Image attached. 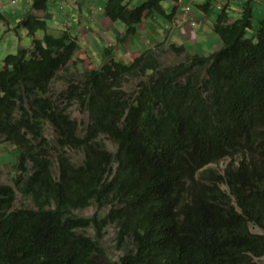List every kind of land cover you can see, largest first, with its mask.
<instances>
[{
    "label": "trees",
    "instance_id": "16d2710c",
    "mask_svg": "<svg viewBox=\"0 0 264 264\" xmlns=\"http://www.w3.org/2000/svg\"><path fill=\"white\" fill-rule=\"evenodd\" d=\"M164 1L107 0L106 16L126 27L116 43L153 15L171 21L177 8L167 15ZM223 7L212 25L222 45L208 56L192 62L161 42L85 72L74 26L58 36L40 16L22 19L32 45L0 68V145L18 155L13 184H0V264H261L264 18L255 28L253 0L234 20ZM163 47L183 59L165 65ZM93 205L92 217L75 214ZM110 225L118 260L105 246Z\"/></svg>",
    "mask_w": 264,
    "mask_h": 264
},
{
    "label": "rangeland",
    "instance_id": "374dc122",
    "mask_svg": "<svg viewBox=\"0 0 264 264\" xmlns=\"http://www.w3.org/2000/svg\"><path fill=\"white\" fill-rule=\"evenodd\" d=\"M14 1H16V3L13 4ZM48 3L50 6H54V0H49ZM22 4H24V6L26 7L25 9L27 13L24 16L26 18L30 16V14H33L34 12H38V11L39 13L43 12V10L35 9L33 0H0V10L4 14L5 18H7L6 20L0 19V68H2L3 61L6 58V56H8L9 54H17L22 48H30L32 45V39L28 35L27 29L25 27H21L20 24H17L21 20L18 11H20ZM166 6L167 8H169L168 4H166ZM209 7L214 10V15H218L224 10L223 5H216L214 7V4L209 3ZM199 11L205 12L206 10L203 7ZM199 11H198V5L194 6V4L192 5V7L187 9L188 14L192 13L193 15H197V16H199L198 15ZM95 14L98 15L103 13L96 12ZM231 15H232V19L234 20L240 16V13L237 11H232ZM256 15L258 19L256 18L255 20L254 17L255 28L258 27L259 20L261 18H264V12H262V10L257 8ZM40 17L44 18V15L40 14ZM52 17L56 18V15H52ZM95 19L97 20V23L100 26L99 20L97 18ZM205 20H206L205 17L200 18L199 16V20L195 24L194 22L190 23L189 25L187 24L190 27L187 26L186 29L184 30L185 32L182 33L180 36H178L175 40L178 45L177 46L178 49H180V47L185 48L184 51H182L184 57L189 59L192 58L191 60L192 62H193V56L198 55L197 52L198 53L206 52V56H208L211 53L210 51L212 50V49L208 50L209 47L214 46L215 50L221 47L219 39L214 37L213 34L215 33L214 31H211V27H209L208 25L209 21H205ZM204 23H208V24H204ZM50 24H55V21H50ZM58 29L59 28H51L50 32H52V34H55ZM179 29H181V27L179 28L175 27L174 32L180 33ZM125 30H126L125 26H123L121 29H119L116 26L113 28L111 34V36H113V39L111 38V40L113 41L112 45L108 44V41L106 40L105 35L103 33V32H109L106 25H102L101 30L100 29L97 30L99 31L98 34L94 33L95 32L94 29L91 30L90 32L82 33L83 38L81 37L79 40L81 41L82 46L80 47L78 53L76 54V57L78 59H81L83 62H79L77 66L78 69L77 71L85 72L94 69L98 67L100 64L106 63L108 59L111 58V56L116 57V60L118 61H126V62H129L128 60L134 58L133 52L131 54L125 55V51L119 49V46L123 45V43L122 42L116 43L115 40V38L121 39V37L125 33ZM253 30L255 31L256 29ZM78 31L84 32L86 31V29L80 26L78 28ZM203 31L206 34H204V37L202 38L200 33H203ZM38 36L42 37L43 35L39 33ZM101 41L104 43H101ZM83 44L85 46H83ZM107 48L112 50L111 51L107 50ZM162 50L167 52L169 48L163 47ZM157 55L159 56L160 62H164L165 65L176 64L183 59L181 57H178L177 51L174 50H170L164 55L162 53H159ZM197 68H203V65L197 66ZM74 71L76 72V70ZM132 82H136V79H133ZM64 86H65V82L58 83L56 85V89H61ZM73 114L74 117H76L80 122H87L88 120V116L85 115L83 112H81L79 105H76L73 108ZM107 144L110 148L112 147L111 142H107ZM75 157L77 158L81 156L77 155ZM17 158L18 155L16 149H14L11 145L9 144L0 145V184H13V177L15 175L14 166L17 162ZM210 165L214 166L215 164L211 163ZM224 165L225 163L221 164L220 166L223 167ZM18 198L19 199H18L17 207H21L23 203V199L20 194L18 195ZM98 210L99 208H97L96 205H93L91 207L82 210H77L75 214L81 217H92L98 212ZM101 212H103V215L106 214V211L105 212L101 211ZM253 230L256 232L261 231L258 227L255 226H253ZM116 231L117 230L114 225H110L107 227V233L105 236V246L107 248V252H108L107 254L109 256V260L110 259L118 260L120 256L124 254V251L122 250V246L121 247L118 246L116 239ZM89 235L94 236V231L92 229L89 231ZM257 261L263 264L264 256L258 258ZM102 264H109V262L107 260H104L102 261Z\"/></svg>",
    "mask_w": 264,
    "mask_h": 264
},
{
    "label": "crops",
    "instance_id": "0c3cea01",
    "mask_svg": "<svg viewBox=\"0 0 264 264\" xmlns=\"http://www.w3.org/2000/svg\"><path fill=\"white\" fill-rule=\"evenodd\" d=\"M144 1H146V0H134V4H140ZM245 1H247V0H171V1L167 0L166 4H168V7H169L167 9H171V8L174 9L175 6L177 8V13H176L174 20L180 21L183 23H180L181 25H179L177 23L173 24L170 21H168L167 19H164L158 15H153L147 21L146 26L142 29V32L139 35L141 37L143 36V40L138 41V40L134 39L132 42H129L123 46H119V49L122 51H125V55L131 54L132 52L135 53L136 50H144L145 51L147 48H150V47L155 46L156 44H159V43H154V41H158V42H162V43L166 42V40L162 34L163 30H166V25L170 24L176 28L181 27L182 30H185L186 27L190 23L194 22V24H195L199 20V16H200V18L205 17L206 18L205 21H209V24L208 23H204V24H208L209 27H211V31H212V29H213L212 25H213V22L215 19L214 10L212 8L204 7L206 10L205 11L206 15H205V12L199 11L201 9V7L198 8V11H199L198 15L199 16L193 15L192 13H190V14L185 13L184 8L187 6H192L193 4H194V6L198 5V4H201V6H202L205 3H212V4H214V7L216 5H223V6L227 5L229 8V11L231 13H232V11L241 12L242 7H243V3ZM103 2L105 3L106 1L105 0H54V6L49 5V9L47 12L43 11V12L39 13V11H38V12H34L33 14H37L38 16H40V14H43L44 18H46L48 20L49 24H50V21H55V24H50L51 28L62 29V28H64V22H65V25L70 24V26H74L76 28L75 36H82V33L90 32L93 29L95 30L94 33L98 34L99 31H97V30H99V29L101 30L102 25H106L109 32H103V33L105 35L106 40L108 41V44L112 45L113 41L111 40V38L113 39V36H111V34L113 31V28L116 26L119 29H121L124 25H122L120 22H113L112 23L111 20L106 16V14H104V15L103 14L92 15V12H94V11L98 12V11L103 10L102 9V7H104ZM14 3H16V1H14L13 4ZM254 3H255L254 16H255V20H256L257 8H259L260 10H262V12H264V0H253V4ZM25 8L26 7L24 6V4H22L20 11H18V14L21 17V20L17 24H20L23 17L27 13ZM45 13H46V15H45ZM52 15H56V18L52 17ZM95 18H97L99 20L100 26L97 23V20ZM0 19H4V20L7 19V18H5L4 14L1 12V10H0ZM77 19H78V23L76 21ZM202 21H204V20H202ZM86 25H89V27H90L89 30H86L84 32L78 31V28L80 26L84 28ZM188 27H190V26H188ZM10 30H11V28H10ZM58 30L56 31L55 34L58 33ZM200 34H201V37L203 38L204 34H206V33H204V31H203V33H200ZM214 37L219 39L218 36L214 35ZM100 39H101V37H100ZM196 41H198V40H196ZM219 42H220V45H222L221 39H219ZM101 43H104V42L101 41ZM168 44H170V43H168ZM197 46H198V44H197ZM194 47H195V45H194ZM209 49H212L210 52L215 51L214 46L209 47L208 50ZM204 53H206V52H204Z\"/></svg>",
    "mask_w": 264,
    "mask_h": 264
},
{
    "label": "clouds",
    "instance_id": "9594fccd",
    "mask_svg": "<svg viewBox=\"0 0 264 264\" xmlns=\"http://www.w3.org/2000/svg\"><path fill=\"white\" fill-rule=\"evenodd\" d=\"M147 1V0H146ZM146 1H144V2H146ZM166 0L162 3V5H163V9H164V11H165V13L167 14V15H170L171 14V12L173 11L172 10V8L171 9H167V6H166ZM246 2V1H245ZM244 2V3H245ZM143 3V2H142ZM142 3H140V4H142ZM243 3V4H244ZM187 9H189V7H186L185 9H184V11H185V13H187ZM242 10H243V7H242ZM242 10H241V12H242ZM44 11V10H43ZM44 12H46V11H44ZM97 11H94V12H92V15H94L95 13H96ZM98 12H101V13H103V14H105V9L104 10H102V11H98ZM241 12H239L240 14H241ZM176 16V15H175ZM175 16L171 19V23H173V24H175V23H177V24H180L181 22L180 21H175L174 19H175ZM255 17V16H254ZM44 19H46V18H44ZM164 19H167L166 17H164ZM262 19V18H261ZM47 20V19H46ZM48 21V20H47ZM77 22H78V19L76 20ZM112 23H113V21H111ZM49 23V22H48ZM66 26H68V25H66ZM86 30H89L90 29V27H89V25H86L85 27H84ZM174 26H170V27H168L166 30H163V36H164V38L166 39V42L167 43H170L171 45H173V43L176 45V46H178L177 45V43H176V38L178 37V36H180L182 33H184V30H181L180 29V33H175L174 32ZM134 39H136V40H140V41H142L143 40V36L141 37V36H138V37H134L132 40H134ZM154 43H160L161 44V42H158V41H154ZM111 58H114L115 60H116V57H114V56H111ZM134 58H135V56H134ZM134 58H132V59H130V60H128L129 62H126V61H121V62H125V63H130V62H132L133 61V59ZM110 59V58H109ZM109 59H108V61H109ZM107 61V62H108ZM118 61V60H117ZM237 154L236 153H233V154H229V155H227L226 156V159L227 160H225V162L224 163H226L230 158H232L230 161H232L233 159H236V158H238V155L236 156ZM242 158L239 160V162H237V166L239 165L240 166V164H241V162H242ZM229 166L231 167L232 165L231 164H229ZM223 175H221L224 179L226 178V171L225 172H223L222 173Z\"/></svg>",
    "mask_w": 264,
    "mask_h": 264
},
{
    "label": "bare ground",
    "instance_id": "6f19581e",
    "mask_svg": "<svg viewBox=\"0 0 264 264\" xmlns=\"http://www.w3.org/2000/svg\"><path fill=\"white\" fill-rule=\"evenodd\" d=\"M106 2H107V0H105ZM106 2L104 3L103 2V4H104V7H102V9L104 10L105 9V6H106ZM138 2V1H137ZM90 5V4H89ZM136 5V4H135ZM187 7H189L190 8V6H187ZM35 15H37V14H35ZM38 16V15H37ZM159 16V15H158ZM108 17V16H107ZM160 17H162V16H160ZM109 18V17H108ZM162 18H164V17H162ZM147 21L148 20H146L145 22H144V25L143 26H141V28H140V30H139V32L137 33V35L135 36V37H138L140 34H141V32H142V29L146 26V23H147ZM76 22V21H75ZM78 23V22H77ZM121 23V22H120ZM122 24V23H121ZM122 25H124V24H122ZM125 26V25H124ZM170 26H172V25H168V27H170ZM124 30V29H123ZM69 31V30H68ZM63 32H66V30L65 31H63ZM71 32V31H70ZM69 33V32H68ZM43 34V33H42ZM59 34H66V33H59ZM59 34L57 33V34H54V35H58L59 36ZM71 35V34H70ZM43 37V36H42ZM81 37H83V36H76V38H78V40H80V38ZM39 38V37H38ZM133 40L131 39V40H129L127 43H129V42H132ZM79 43V45H80V47L82 46V44H81V41H79L78 42ZM125 44V43H124ZM123 44V45H124ZM117 45V44H116ZM83 46H85L84 44H83ZM80 47H79V49H80ZM216 51V50H215ZM214 52V51H213ZM93 53V52H92ZM212 53V52H211ZM203 54H205L206 55V53H203ZM81 55V54H80ZM86 56H87V54H86ZM103 63V62H102ZM93 67H95V66H93ZM256 227V226H255ZM259 228V227H258ZM261 231H258L259 233H262V234H264V231L261 229V228H259ZM263 257V256H262Z\"/></svg>",
    "mask_w": 264,
    "mask_h": 264
}]
</instances>
